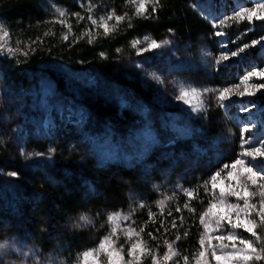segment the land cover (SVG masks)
<instances>
[{
	"label": "trees",
	"instance_id": "trees-1",
	"mask_svg": "<svg viewBox=\"0 0 264 264\" xmlns=\"http://www.w3.org/2000/svg\"><path fill=\"white\" fill-rule=\"evenodd\" d=\"M198 2L159 0L156 13L144 19L135 15V6L128 0H0V22L5 24L12 41L20 46L14 59L0 60L2 75L19 92L36 84L42 67L48 63L114 80L120 65L136 56L130 41L143 39L146 35L157 41L170 35L177 44L198 49L214 36L210 22L200 13ZM90 6L93 18L98 20L115 10L116 14H127L132 27L126 19L116 31L105 36L103 29L95 28L88 20ZM56 8L67 13L66 23L71 25L67 41L62 37L68 29L52 22L58 15ZM151 8L152 5H148L149 13ZM109 23L115 24V20ZM88 31H94L92 43L85 35ZM117 49L121 51L117 52ZM101 53H104L103 57ZM222 73L224 71L215 75V87L221 86ZM123 86L131 100L148 102L138 89L134 90L126 83ZM91 117L97 127L104 123L114 125L119 118L113 109L106 111L97 107L92 108ZM215 119L213 112L209 121ZM11 122L6 116L0 119V140L3 141L0 143V242L31 247L38 260H49L51 264H77L78 255L96 247L109 233L108 215L116 212H131V220L127 223L135 221L132 226L137 229L149 221V210L155 213V222H148L141 233V238L154 250L162 248L165 241L173 242L178 236L182 250L197 244L199 213L209 198L204 189L199 188V199L191 201L196 213H190L184 208L188 198L177 185L195 189L213 172L235 159L230 148L214 147L202 141L184 139L169 144L172 140L164 137L162 129L157 133L161 144L139 162L128 164L120 158L100 160L80 134L79 131L84 133V130L67 124L58 126L54 135L44 139L36 138L31 131L28 146L45 155L26 159L21 155L15 126ZM153 124L158 128L163 125ZM215 136L217 133L212 137ZM50 147L55 149L51 159L47 155ZM224 150H227L226 154ZM8 172L18 175L11 177ZM165 195L173 198L166 202L162 213L157 202ZM140 203L146 206L139 207ZM177 207L182 211L177 212ZM81 214L88 215L91 223L76 228L74 224L82 223L79 221ZM181 217L185 218L183 224ZM173 220L180 222L176 223V228L172 227ZM161 221H164V227H160ZM148 232L157 235L158 239H151Z\"/></svg>",
	"mask_w": 264,
	"mask_h": 264
},
{
	"label": "rangeland",
	"instance_id": "rangeland-1",
	"mask_svg": "<svg viewBox=\"0 0 264 264\" xmlns=\"http://www.w3.org/2000/svg\"><path fill=\"white\" fill-rule=\"evenodd\" d=\"M254 2L255 0H199L198 3L202 17L210 22L212 27V22L217 18L232 15L241 6L252 7ZM223 30L226 36L219 38L213 36L198 49L179 45L170 35L166 36L164 39L171 41L169 45L142 56L136 55L125 65L121 64L114 80L106 79L99 74L73 71L62 64L48 63L42 67L38 82L29 89L19 92L15 86L6 82L0 69V119L6 116L12 121L15 126V137L20 143V152L23 149L25 153L38 152L28 146V135L31 131L36 138L44 139L54 135L58 126L67 124L75 129L84 130V133L79 131L80 134L100 160L111 161L120 158L128 164L139 162L161 144L162 140L157 137V133L162 129L164 137L172 140L169 144L184 139L202 141L214 147L230 148L236 158L240 151L242 128L249 129L245 134L249 140L248 146H258L259 141L264 139V90L254 96L233 97L225 102L226 108L218 107L215 95L210 93L206 97L208 101L206 113H192L188 106L173 98L178 94L179 84L200 89L218 88L215 87L214 77L218 72L224 71L222 73L224 78L219 87L221 88L239 84L247 72L257 67L264 69V42L261 46L249 48L239 57L231 58L226 65H221L218 69L213 67L214 58L224 50L221 41H226L227 50L231 51L244 43H250L253 39L264 37V21H254L253 24L246 20L240 23L230 22V27ZM9 46L20 48L12 41L10 35ZM18 53L14 56H9L6 52L0 53V60H12ZM137 62L142 64V68L136 67ZM147 72L160 75L163 84L158 85L149 78ZM124 83L134 90L138 89L148 102L131 100L124 90L126 88L123 86ZM250 83L264 81L253 78ZM243 87L241 85V91ZM132 101L134 103H131ZM22 104L31 108L25 109ZM244 104H247L248 111L242 110ZM93 107L106 111L113 109L119 117L117 123L111 126L104 123L103 126L97 127L91 117ZM213 112L216 119L212 122L209 119ZM153 122L163 125L158 128ZM214 133H217V136L213 138ZM209 138L210 142L206 141ZM224 152L226 154L227 150ZM249 162L264 168V159ZM232 202H235L234 199ZM127 224V221H121L120 227L125 228L129 225ZM198 226L200 232L196 235L197 244L182 250L181 239L176 237L173 240L174 247L181 253V257L187 255L191 260L192 254L199 249L198 241L203 229L199 223ZM239 234L248 237V233L242 230ZM117 243L127 248L123 234ZM14 246L17 251L10 250L4 257H0V264H5L6 259L23 260L24 264H32L31 260L21 255L22 252H29L31 255L32 248L15 243ZM148 247L151 248L149 245ZM155 251L162 256L167 251L166 245ZM35 259L38 260L37 257ZM77 264H82V261L78 260ZM142 264H151V256L143 257ZM168 264H172V261ZM180 264H183L182 259ZM252 264H264V261Z\"/></svg>",
	"mask_w": 264,
	"mask_h": 264
},
{
	"label": "snow or ice",
	"instance_id": "snow-or-ice-1",
	"mask_svg": "<svg viewBox=\"0 0 264 264\" xmlns=\"http://www.w3.org/2000/svg\"><path fill=\"white\" fill-rule=\"evenodd\" d=\"M128 3L135 6L136 16L148 19L156 13V5H158L159 0H128ZM150 4L152 5L151 13L148 12V5ZM88 11V20L95 28L103 29L105 36L116 31L121 22L126 19L129 21L128 26L132 27L131 18L127 14L119 15L116 14L115 10H111L97 20L91 14L92 6L89 7ZM56 13L58 14L57 18L52 22H58L68 29V32L62 37L67 41L71 34V25L67 24L65 19L67 13L62 8H56ZM74 15L81 20L84 19V17L79 16V13ZM113 20H115V24H110L109 22ZM245 20L249 24H253L254 21H264V0H255L252 7L241 6L232 15L214 20L212 22L213 35L218 38L224 37L227 34L223 29L230 27V22L240 23ZM171 31L169 29V32ZM9 35L5 24L0 23V53L6 52L9 56H14L19 48L9 46ZM85 35L89 36V43H92L95 34L88 31ZM262 42H264V37L253 39L250 43H244L236 50L229 51L227 50V42L221 41V47L224 50L214 58L213 67L218 69L221 65H226L231 58L239 57L249 48L261 46ZM170 43L171 41L167 38L157 41L150 35H146L143 39L135 38L130 41L131 48L135 50L137 56L161 49ZM30 50L35 51V49ZM120 51L117 49V52ZM24 55H27V52ZM100 55L103 57L104 53ZM136 67L142 68V64L137 62ZM147 75L158 85L163 84L162 77L155 72H147ZM253 78L264 81V69L257 67L253 71L247 72L240 79L239 84L221 88L205 87L200 89L179 84L178 94L174 95L173 98L188 106L192 113H206L208 111L206 97L210 93L215 95L218 107L226 108L225 102L230 101L233 97L254 96L257 92L264 90V83H250ZM241 85L244 86L242 91L240 90ZM242 110L248 111L247 104L243 105ZM248 131L247 127L241 129L240 151L234 160L225 163L195 189L182 188L177 185V188L188 198L184 208L190 213H196V209L191 206V201L199 199V188H203L205 196L209 198L206 207L199 213V224L203 231L198 241L200 247L192 254L191 260L187 255L181 257V253L174 247V242L165 241L167 251L162 256L148 247L147 242L141 238V233L144 232L148 222H155L156 214L151 210L148 213L149 221L138 229L132 226L135 221H132L125 228L120 227L121 221L131 220V212L128 214L121 212L109 214L108 221L112 225L110 232L99 241L96 247L85 250L78 255L77 260L82 261V264H142L143 257L151 256V264H168L169 261H172V264H180V259L183 260V264H213V262L214 264H252V262L264 261V168L249 162V160L264 159V139L259 141L258 146H248L249 140L245 135ZM0 143L3 141L0 140ZM54 152L55 149L50 147L47 153L49 159ZM21 155L27 159L33 155L44 156L45 153H25L21 149ZM7 175L16 177L18 174L8 172ZM172 198L165 195L163 199L157 202L162 213L166 202ZM233 199L235 202H232ZM145 206L144 203L139 205V207ZM176 211L181 212L182 209L177 207ZM168 215H171V212ZM180 219L181 224H183L185 218L181 217ZM79 221L82 223H76L73 226L82 227L83 224L91 223V218L86 214H81ZM160 227H164V221L160 222ZM172 227H177L175 220L172 221ZM241 230L248 233V237L240 235ZM165 231H167L166 228ZM156 232H159V228L156 229ZM121 234L125 236L126 249L123 244L117 243ZM184 235L187 236L188 233L185 232ZM148 236L153 240L158 239V236L152 232H148ZM177 239L180 237L178 236ZM10 250L17 251L14 244L7 241L0 242V257H4ZM125 253L127 258H125ZM21 255L31 260L32 264H39L35 259V253L30 255L29 252H22Z\"/></svg>",
	"mask_w": 264,
	"mask_h": 264
},
{
	"label": "clouds",
	"instance_id": "clouds-1",
	"mask_svg": "<svg viewBox=\"0 0 264 264\" xmlns=\"http://www.w3.org/2000/svg\"><path fill=\"white\" fill-rule=\"evenodd\" d=\"M39 262V264H51V261L49 260H44V261H41V260H37ZM5 264H24V261L23 260H8L6 259L5 260ZM61 264H63V262H61Z\"/></svg>",
	"mask_w": 264,
	"mask_h": 264
}]
</instances>
